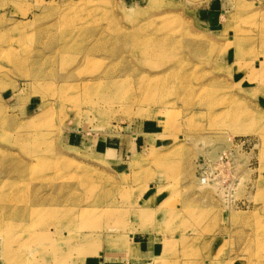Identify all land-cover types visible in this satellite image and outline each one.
Instances as JSON below:
<instances>
[{
  "label": "rangeland",
  "instance_id": "rangeland-1",
  "mask_svg": "<svg viewBox=\"0 0 264 264\" xmlns=\"http://www.w3.org/2000/svg\"><path fill=\"white\" fill-rule=\"evenodd\" d=\"M263 58L264 0H0V264H264Z\"/></svg>",
  "mask_w": 264,
  "mask_h": 264
},
{
  "label": "bare ground",
  "instance_id": "bare-ground-1",
  "mask_svg": "<svg viewBox=\"0 0 264 264\" xmlns=\"http://www.w3.org/2000/svg\"><path fill=\"white\" fill-rule=\"evenodd\" d=\"M259 7V6H258ZM231 39V41H232V43L230 44V46L231 47H234L235 45H236V47H240V44H239V42H238V39H237V36H236V33H234L233 32V35L230 37ZM239 45V46H238ZM228 46V45H227ZM229 46V47H230ZM230 47V48H231ZM144 53H145V55L144 56H148V55H150L149 53H147V52H149V51H143ZM150 53H152V52H150ZM235 59V58H234ZM240 59V58H239ZM263 63H264V58L262 59V65H257V68H258V71H255V70H251V68H250V66L248 65V64H246L245 65V67H246V72L249 74V75H252L253 73H256V72H259V71H263L264 72V65H263ZM263 67V68H262ZM262 68V69H261ZM100 79L102 80V81H104V80H106V77L104 78V76L103 77H100ZM107 83V86H116L117 85V81H115V82H106ZM105 97H106V100H111L112 98H113V92L112 91H109L106 95H105ZM230 108V107H229ZM230 112H228L227 114H229ZM224 115H226V113H224ZM228 116V115H227ZM239 117V116H238ZM227 118V117H226ZM159 119L161 120L160 122H164L165 124H170L171 122H172V120H171V116H166V117H159ZM151 188L152 189H154V186H151ZM13 201V200H12ZM9 207V206H8ZM7 207V208H8ZM27 216V215H26ZM25 216V217H26ZM6 225V224H5ZM8 227H10V231H8L7 232V230H6V232L5 233H15V232H11V231H13V229L15 228V226H13V224H9L8 225ZM7 227V228H8ZM18 228V227H17Z\"/></svg>",
  "mask_w": 264,
  "mask_h": 264
},
{
  "label": "crops",
  "instance_id": "crops-1",
  "mask_svg": "<svg viewBox=\"0 0 264 264\" xmlns=\"http://www.w3.org/2000/svg\"><path fill=\"white\" fill-rule=\"evenodd\" d=\"M154 190V189H153ZM139 243H141L140 244V246L142 247V249H145V248H147V246H149L148 244H149V241H146L145 239H141V240H139ZM162 245H163V243H162ZM154 249H152V252H153V255L154 256H157V255H160L161 253H159V252H161V249H159V246H154L153 247ZM164 250V249H163ZM137 252H138V249H136V247L134 246V254H137ZM140 252V251H139ZM100 262H101V264H106V263H109L106 259H104V258H102V259H100ZM152 262H146V264H151ZM121 264H124V263H121ZM126 264H129L128 262H126Z\"/></svg>",
  "mask_w": 264,
  "mask_h": 264
}]
</instances>
